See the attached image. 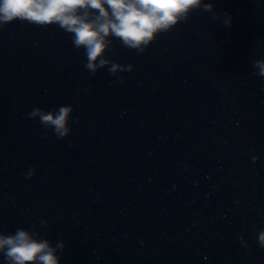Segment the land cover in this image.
I'll return each mask as SVG.
<instances>
[{
	"label": "water",
	"instance_id": "water-1",
	"mask_svg": "<svg viewBox=\"0 0 264 264\" xmlns=\"http://www.w3.org/2000/svg\"><path fill=\"white\" fill-rule=\"evenodd\" d=\"M173 30L144 54L114 40L109 58L134 65L119 74L123 82L106 68L90 75L83 49L56 25L17 20L0 30V231L34 228L53 245L63 239L61 264H105L126 170ZM61 105L74 107L78 123L70 122L64 139L51 130L44 138L28 113ZM31 168L35 175L26 179Z\"/></svg>",
	"mask_w": 264,
	"mask_h": 264
},
{
	"label": "clouds",
	"instance_id": "clouds-1",
	"mask_svg": "<svg viewBox=\"0 0 264 264\" xmlns=\"http://www.w3.org/2000/svg\"><path fill=\"white\" fill-rule=\"evenodd\" d=\"M202 10L212 13V19H221L215 13L211 0H0V30L17 20L40 27L58 26L71 37L76 50L83 49L86 59L84 69L95 76L101 69L123 82L120 73L131 72L134 65H124L109 58L114 40L121 46L144 54L159 34L171 31L181 22H187L192 12ZM225 14L224 23L230 25ZM255 75L264 79V59L254 60ZM74 107L61 105L52 111L34 107L28 119L36 120L45 129L51 130L57 139L68 137ZM255 159V158H254ZM35 175L29 169L26 179ZM42 228L48 222L41 220ZM242 247L248 248L243 236ZM257 246L264 249V229L257 235ZM66 244L63 239L52 241L33 229L17 228L14 234L0 231V256L5 264H61V255Z\"/></svg>",
	"mask_w": 264,
	"mask_h": 264
}]
</instances>
